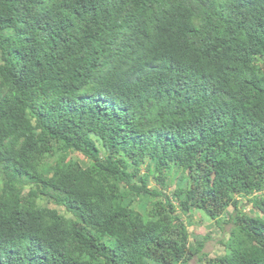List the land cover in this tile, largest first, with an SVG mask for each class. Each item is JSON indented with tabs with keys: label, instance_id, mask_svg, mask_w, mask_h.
<instances>
[{
	"label": "trees",
	"instance_id": "1",
	"mask_svg": "<svg viewBox=\"0 0 264 264\" xmlns=\"http://www.w3.org/2000/svg\"><path fill=\"white\" fill-rule=\"evenodd\" d=\"M194 258L264 264V0H0V264Z\"/></svg>",
	"mask_w": 264,
	"mask_h": 264
},
{
	"label": "rangeland",
	"instance_id": "2",
	"mask_svg": "<svg viewBox=\"0 0 264 264\" xmlns=\"http://www.w3.org/2000/svg\"><path fill=\"white\" fill-rule=\"evenodd\" d=\"M74 159H79L77 155H72ZM242 206L241 208L244 212L252 214L253 210L250 205H247L244 200H241ZM43 205L48 206L50 208H57L53 204L49 202L42 201ZM135 208L140 212L143 211V207L140 204H136ZM59 212H62L61 208H58ZM231 212V208L226 210V213L229 214ZM181 219L185 222L187 226V230L190 233V240H202L206 238L207 240L204 243L203 252L207 253L209 257H214L215 255L222 254L224 252L223 246L220 244V240L226 238V232L229 229L227 224H222V226L218 227L212 221H210L207 217H205L199 211H190L188 214H180ZM225 219H227V215H225ZM222 219V220H225ZM187 264H203L198 263L196 258L191 260Z\"/></svg>",
	"mask_w": 264,
	"mask_h": 264
}]
</instances>
